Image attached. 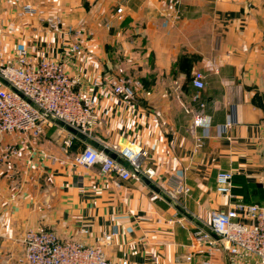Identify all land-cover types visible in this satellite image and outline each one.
<instances>
[{"label": "crops", "instance_id": "0c3cea01", "mask_svg": "<svg viewBox=\"0 0 264 264\" xmlns=\"http://www.w3.org/2000/svg\"><path fill=\"white\" fill-rule=\"evenodd\" d=\"M27 3L61 18L60 30L26 13ZM176 8L174 0H0V63L16 61L23 47L63 61L99 116L92 136L75 135L68 151L60 124L33 141L19 133L0 140V264H26L28 228L88 244L116 228L107 254L130 264H233L223 247L195 249L192 233L233 202L264 205V0H181L177 20ZM197 70L203 89L192 82ZM128 76L133 98L105 90ZM93 142L113 152L120 142L142 147L155 178L119 180L98 164H74ZM14 143L21 155L4 159ZM221 171L234 174L232 197L217 190ZM177 178L190 192L173 200L166 191Z\"/></svg>", "mask_w": 264, "mask_h": 264}, {"label": "built area", "instance_id": "2783aa9c", "mask_svg": "<svg viewBox=\"0 0 264 264\" xmlns=\"http://www.w3.org/2000/svg\"><path fill=\"white\" fill-rule=\"evenodd\" d=\"M45 1V0H39ZM181 0H174L176 20L179 18ZM23 10L32 15H39L51 29H59L62 20L58 17L46 16L43 7L25 4ZM122 12V7L117 10ZM3 28L0 26V35ZM81 31H76L79 37ZM72 51H81V45L74 42ZM205 74L197 70L193 76V85L203 89L207 85ZM0 140L5 136L21 134L25 140L33 141L40 138L50 126L63 121L79 132L92 136L99 116L98 102L79 90V80L71 75L66 64L61 60L49 57L36 58L27 47L18 51L16 61L0 63ZM130 80L120 79L105 84V90L112 89L115 93H124L133 98L135 92ZM199 99V94L194 96ZM202 106L204 104H201ZM233 122L226 125L230 127ZM75 134L69 131L64 140V149L72 146ZM204 145V136L195 137V149ZM87 147L75 157L74 164L90 167L100 165L103 174L115 173L119 180H127L137 175H145L150 180L155 178V170L143 168L146 151L133 143L120 142L113 150L120 160L112 157L105 149ZM4 159L17 158L21 149L17 144H10L3 149ZM117 180V185L120 181ZM234 174L221 171L217 176V190L232 197ZM174 189L167 190L166 196L178 200L190 192L184 178H177ZM15 185L13 189H16ZM208 228L217 234L214 238L207 230L198 229L192 233L195 249L198 244H207L219 249L223 247L233 257V264H246L251 258L256 264H264V205L259 203L233 202L225 211L211 212ZM86 231V230H85ZM117 234L116 228L105 234L96 244H88L79 240L62 239L57 232L48 229L28 228L22 238L26 264H130L129 260L111 259L106 247L112 243ZM207 249L206 251H210ZM203 252V249H199ZM191 256H187L190 260ZM202 264H217L210 258Z\"/></svg>", "mask_w": 264, "mask_h": 264}, {"label": "water", "instance_id": "95a60500", "mask_svg": "<svg viewBox=\"0 0 264 264\" xmlns=\"http://www.w3.org/2000/svg\"><path fill=\"white\" fill-rule=\"evenodd\" d=\"M57 124H60V125H62L63 127L67 128V130H69L70 132H72V133L75 134V135L83 136V138H87V135H85V134L79 132V130H77V129H75V128L69 126V125H67V124L64 123L63 121H58ZM92 146L95 147V148H100V145H99L98 142H93V143H92ZM105 151H106L108 154H110L112 157L116 158L117 160H120L119 157H118V155H117L115 152H113L112 150L106 148ZM148 182L151 183L152 181L149 180ZM168 198H169V197H168ZM170 199H171V198H170ZM178 209H179L181 212H184L186 216L188 215V214L186 213V211L182 210V208H181L179 205H178ZM206 230H207V232H209L214 238H218L217 234L214 233V232H212L209 228H207Z\"/></svg>", "mask_w": 264, "mask_h": 264}, {"label": "rangeland", "instance_id": "374dc122", "mask_svg": "<svg viewBox=\"0 0 264 264\" xmlns=\"http://www.w3.org/2000/svg\"><path fill=\"white\" fill-rule=\"evenodd\" d=\"M86 38V40L88 41V35H87V37H85ZM125 67H127V66H125ZM138 67L139 66H130V72H132V71H136L137 69H138ZM128 70V71H129ZM126 79H129V80H132V81H134L130 76H128V77H125ZM131 84V83H130ZM135 89V88H134ZM54 126V125H53ZM53 126H50V127H48V128H51V127H53Z\"/></svg>", "mask_w": 264, "mask_h": 264}]
</instances>
